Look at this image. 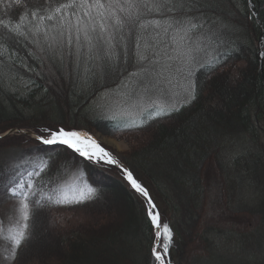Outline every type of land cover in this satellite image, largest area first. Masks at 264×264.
I'll use <instances>...</instances> for the list:
<instances>
[{
	"label": "trees",
	"instance_id": "obj_1",
	"mask_svg": "<svg viewBox=\"0 0 264 264\" xmlns=\"http://www.w3.org/2000/svg\"><path fill=\"white\" fill-rule=\"evenodd\" d=\"M67 2H0V16L12 25L0 21V152L24 147L41 165L16 181L17 167L0 163V192L27 177L44 190L41 197L74 184H92L98 195L87 204L40 210L31 240L18 259L6 263L158 264L155 251L162 241L151 214L154 206L124 167L24 133L50 138L47 129L66 128L131 144L125 153L112 150L151 190L163 224L175 229L173 264H264V0H154L155 10L128 5V12L121 11L135 17L131 25L114 27L115 43L96 48L68 31L75 16L63 25L67 10L64 16L57 10ZM52 14L58 19L43 20ZM145 22L151 26L144 27ZM168 27L191 33L189 49L195 54L187 59L186 74L171 80L184 83L180 89L176 85L177 92L198 88L199 98L138 129L126 125L144 118L145 108L133 117L97 111L93 104L103 92L130 78L133 90L142 85L153 68L151 58L143 57ZM163 75L167 82L169 72ZM255 80L260 88L245 94ZM228 101H234L232 108ZM10 131L16 132L4 137ZM119 199L125 213L117 208ZM14 200L20 199L9 191L0 195V206Z\"/></svg>",
	"mask_w": 264,
	"mask_h": 264
},
{
	"label": "snow or ice",
	"instance_id": "obj_2",
	"mask_svg": "<svg viewBox=\"0 0 264 264\" xmlns=\"http://www.w3.org/2000/svg\"><path fill=\"white\" fill-rule=\"evenodd\" d=\"M0 2H2V0H0ZM8 2L11 3L12 0H8ZM16 2L20 5H25L28 3V0H16ZM48 2L51 3V0H48ZM144 4L155 10L154 0H70V2L63 3L57 11L64 16L67 10L66 16L63 20V25L65 26L69 23L68 18L75 16V20L68 31H76L77 35L86 37L91 46L96 48L102 46L105 42L114 44L115 41L111 39L113 34L112 29L119 25L130 26L135 19L134 16L125 17L122 15L121 10L126 13L129 11L128 5L136 7L137 5ZM161 7H164L163 3H161ZM36 17H41L40 11L36 12ZM42 18L45 22L49 19L53 21L58 19L56 14H52L51 17L43 15ZM28 19L29 16L27 15L23 17L24 22ZM0 21L9 28L12 27V25L9 24V21L4 19L3 16H0ZM155 23L158 25L160 22L155 21ZM150 26L151 24L149 22H145L144 27ZM57 27H60V25H57ZM197 27H199V25H197ZM43 31L46 32L47 29L43 28ZM65 35H67V32ZM48 39H52L51 35H49ZM97 41L100 42L99 45L97 44ZM71 43L75 44L76 41L71 40ZM185 55H187V53H185ZM157 56H159V60H157L156 63H159L163 59V53L158 52ZM143 58L145 61L150 60L148 55H145ZM170 59L180 61L179 56H171ZM145 71L147 72L148 70L145 69ZM156 71L159 72V69L157 68ZM137 75H139V73H137ZM191 75L196 76V72L193 71ZM160 91L163 92L162 98H153L149 101L150 107H145L144 118L128 123L126 125L128 129L148 127L156 119L172 116L176 112L183 111V106H186L188 103L199 98L198 88L194 89L193 87H185L183 92V95L185 96L184 100L179 99L182 95L180 92L164 88L160 89ZM189 95L191 96V100L187 99ZM145 100H148L147 95H145ZM47 131L52 133V136L50 138L41 136V140L49 146L61 144L67 145L89 159L106 161L107 163L124 167L128 179L134 187L142 194L148 196L151 205L154 206L152 210V218L155 221L157 228H160L161 226L163 227V231L159 232L162 243L158 244L155 251V255L158 258V264H173L171 257L176 244L175 229L170 222L163 224V216L159 213L157 201L151 190L137 177V174L132 169L124 166L122 161L117 159L116 154L103 145L94 135L80 130H69L66 128L63 130L49 128ZM44 167L47 168L48 165L45 164ZM39 175H41L40 172L32 173L33 177ZM25 180L27 182L21 181L17 186L10 190L0 192V195H5L10 191L12 198L20 199L22 201V215L20 219L10 228L7 224H5L3 228H0V240L8 239L14 244V248L8 252L9 260L18 259L21 248L26 242L31 240L35 228L33 221L36 216H38L40 210L47 209L52 205L75 207L87 204L94 201L98 195V188L89 184L86 188L78 186L76 188L66 187L64 189H56L51 192H45L41 197V193L44 190L40 189L36 180H29L27 177ZM38 197L41 198L38 199ZM13 220L15 221L16 218L13 217ZM25 221H27V223H25ZM161 249H163V251ZM0 251H2V246H0Z\"/></svg>",
	"mask_w": 264,
	"mask_h": 264
},
{
	"label": "rangeland",
	"instance_id": "obj_3",
	"mask_svg": "<svg viewBox=\"0 0 264 264\" xmlns=\"http://www.w3.org/2000/svg\"><path fill=\"white\" fill-rule=\"evenodd\" d=\"M156 39L157 43L153 46V50L148 54L151 58V66H153V68L149 69V74H147L146 77H142V85L138 87V89L133 90L132 88L134 85L136 86V84L130 78L122 86L103 92L93 104L97 111H101L110 117H133L136 116L142 108H145L148 105L150 106L149 101L153 98H162L163 92L160 91V89L164 88L174 91H178V89H180V87L184 84L182 80L177 83L173 80V83L171 79L175 76L178 78V76L181 77L186 74L185 65L188 63L187 59H190L191 56L195 54V49H189L190 44L194 43L191 33L186 30L181 31L180 28L176 29L175 27H168L163 33H159ZM158 52L163 53V59L159 63H156V61L159 60V56H157ZM185 53H187V55H185ZM171 56H179L180 61L170 59ZM157 68L159 69V72L156 71ZM165 72H169L170 79L167 82L163 75ZM136 75L137 74L133 77ZM184 82L188 83V81ZM191 82L188 84L191 85ZM176 85L179 86L178 89ZM256 88H260V85L255 80L245 88L244 92L245 94H248L247 92H252L253 90L255 91ZM182 90L184 89L182 88ZM179 92L182 94L179 99H182L183 91L180 90ZM145 95L148 97L147 101L145 100ZM224 95L226 97L228 93H225ZM228 102L231 108L235 104L234 101ZM27 134L33 135L34 137L38 136L35 132ZM12 135H14V133ZM97 136L102 144L110 150L114 149L123 153L132 150L131 144L123 138L108 136L101 132H99ZM4 137H7V134L4 135ZM0 163H13V165L17 167V174L15 176L16 181H18L19 177H22L27 171L41 166L38 158L26 154V148L24 147H14L2 150L0 152ZM6 186H8V184L3 185L2 188ZM76 187L77 186L74 184L69 185L68 188ZM116 204H118L117 208H119L120 212L123 213L125 211L124 203L119 199ZM21 207V200H14L11 202L2 201L0 206V218H2L0 219V228H3L5 224H7L9 228L14 226L16 221H18L22 215ZM152 210L153 207L151 208V214ZM13 217L16 218L15 221L13 220ZM130 218H132V215ZM25 223H27V221H25ZM159 232L160 231L158 230V234ZM0 246H2V251H0V264H7L6 260H8V252L14 248V244H12L8 239H2L0 240ZM1 257H5L6 259L1 260Z\"/></svg>",
	"mask_w": 264,
	"mask_h": 264
}]
</instances>
